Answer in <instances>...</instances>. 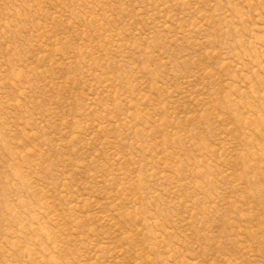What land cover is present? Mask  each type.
Wrapping results in <instances>:
<instances>
[{"label":"rangeland","instance_id":"obj_1","mask_svg":"<svg viewBox=\"0 0 264 264\" xmlns=\"http://www.w3.org/2000/svg\"><path fill=\"white\" fill-rule=\"evenodd\" d=\"M0 264H264V0H0Z\"/></svg>","mask_w":264,"mask_h":264}]
</instances>
